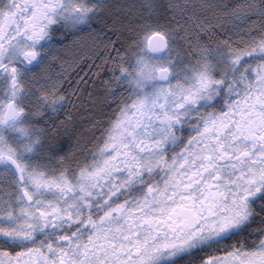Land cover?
Returning a JSON list of instances; mask_svg holds the SVG:
<instances>
[{"label":"snow or ice","instance_id":"6c2138e0","mask_svg":"<svg viewBox=\"0 0 264 264\" xmlns=\"http://www.w3.org/2000/svg\"><path fill=\"white\" fill-rule=\"evenodd\" d=\"M0 264H264V0H0Z\"/></svg>","mask_w":264,"mask_h":264},{"label":"trees","instance_id":"16d2710c","mask_svg":"<svg viewBox=\"0 0 264 264\" xmlns=\"http://www.w3.org/2000/svg\"><path fill=\"white\" fill-rule=\"evenodd\" d=\"M57 37H58L57 39H59V38H61V35L60 36H57ZM72 39L73 38H71V37L69 38V46L64 49V53L63 54H64L65 59H69L72 56H74V54H75V51H74V49H73V47L71 45V40Z\"/></svg>","mask_w":264,"mask_h":264},{"label":"flooded vegetation","instance_id":"af4514ba","mask_svg":"<svg viewBox=\"0 0 264 264\" xmlns=\"http://www.w3.org/2000/svg\"><path fill=\"white\" fill-rule=\"evenodd\" d=\"M60 35H61V34H59V33L57 34V36H60ZM57 38H58V37H57Z\"/></svg>","mask_w":264,"mask_h":264}]
</instances>
